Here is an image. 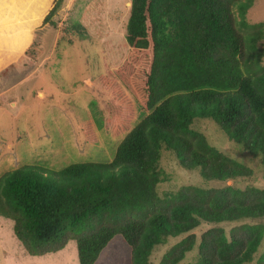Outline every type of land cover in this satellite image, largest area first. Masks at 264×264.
I'll return each instance as SVG.
<instances>
[{"label":"trees","instance_id":"1","mask_svg":"<svg viewBox=\"0 0 264 264\" xmlns=\"http://www.w3.org/2000/svg\"><path fill=\"white\" fill-rule=\"evenodd\" d=\"M256 1H130L127 55L98 78L113 103V118L104 125L112 136L123 135L112 160L73 163L62 176H39L31 168L0 176V217L12 221L29 256L57 253L73 241L78 264H95L119 236L131 264H150L156 247L187 235L158 264H179L197 243V258L189 264L254 260L264 225L241 224L228 233L219 225L263 219L264 188L227 185L253 172L210 145L194 121H213L230 142L260 157L264 173V23L246 20ZM64 2L0 0V39L34 64ZM64 33L84 36L77 24ZM134 105L141 119L135 124ZM85 134L95 142L89 128ZM162 151L183 170L198 169L204 180L226 185H189L159 195L158 184L168 180L159 168ZM202 224L214 227L197 238L192 231ZM257 263L264 264V250Z\"/></svg>","mask_w":264,"mask_h":264},{"label":"rangeland","instance_id":"2","mask_svg":"<svg viewBox=\"0 0 264 264\" xmlns=\"http://www.w3.org/2000/svg\"><path fill=\"white\" fill-rule=\"evenodd\" d=\"M130 1L65 0L54 18L57 27L44 36L41 54L34 64L15 52L0 55L6 63V68L0 70V176L17 168H31L32 173L39 176H62L63 170L73 163L112 160L115 146L123 135L112 136L104 125L107 119L113 118V103L110 95L99 87L98 78L105 73L106 66L111 70L117 68L127 55L125 32ZM31 17L25 15L27 24L32 23ZM246 20L250 24L264 23V0L254 3ZM73 24L81 27L83 37L65 36L64 30ZM134 111L135 124L141 119L136 105ZM86 128L91 130L95 142L85 134ZM194 128L206 136L210 145L253 172L250 178H239L227 185L264 188L259 156L253 157L230 142L210 119H196ZM159 168L168 178L158 184L159 195L189 185L204 189L226 185L217 180H204L198 169L183 170L167 151L161 152ZM260 223L264 225V218L219 226L228 233L234 226ZM211 227L214 226L202 224L192 233L199 238ZM12 229V221L0 217V264H78L73 241L57 253L32 257L16 240ZM186 236L169 238L156 247L149 258L150 264H158L162 256ZM197 247L198 243L179 264L195 262ZM263 250L264 237L254 260L248 264H258ZM95 264H131L130 249L117 236Z\"/></svg>","mask_w":264,"mask_h":264},{"label":"crops","instance_id":"3","mask_svg":"<svg viewBox=\"0 0 264 264\" xmlns=\"http://www.w3.org/2000/svg\"><path fill=\"white\" fill-rule=\"evenodd\" d=\"M8 36L10 37L11 36V32H10V34H8ZM8 36H6V37H8ZM4 40H2V39H0V50L2 51V53L1 54H3V53H7V54H9V52H11V50H10V48H9V46H8V41H6V39L7 38H3ZM2 42H4V43H2ZM12 53V52H11ZM0 54V55H1Z\"/></svg>","mask_w":264,"mask_h":264}]
</instances>
